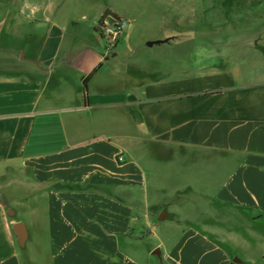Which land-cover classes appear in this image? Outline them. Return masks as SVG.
Listing matches in <instances>:
<instances>
[{
    "label": "crops",
    "instance_id": "crops-1",
    "mask_svg": "<svg viewBox=\"0 0 264 264\" xmlns=\"http://www.w3.org/2000/svg\"><path fill=\"white\" fill-rule=\"evenodd\" d=\"M49 3L31 6L25 19L40 21ZM45 35L30 53L20 47L25 70L0 72V264L264 260V73L236 65L239 42L223 40L203 65L183 58L161 70L139 67L127 81L132 54L122 61L119 43L63 51L67 32L53 25ZM149 40H162L146 44L154 47L181 37ZM166 177L177 185L159 199L153 187ZM190 199L204 203L191 207ZM166 219L179 235L170 248L150 249L155 222Z\"/></svg>",
    "mask_w": 264,
    "mask_h": 264
},
{
    "label": "rangeland",
    "instance_id": "rangeland-1",
    "mask_svg": "<svg viewBox=\"0 0 264 264\" xmlns=\"http://www.w3.org/2000/svg\"><path fill=\"white\" fill-rule=\"evenodd\" d=\"M191 1L188 2L189 4L184 3L178 8L176 5H172L173 13L168 17L165 15L164 0H0V72L25 70L22 62L24 59H21L23 54L21 48L28 49V53H30L29 46L32 45L33 47V44L45 38L47 29L55 25L67 32L68 38L64 41L63 51L69 46L82 44L91 45V47L102 46L103 52L107 47L111 48L110 51H112L119 43L122 61L132 54L128 61L130 65L126 66L127 81L135 78L139 67L149 68L152 71L161 70L162 67L176 64L183 58H185L183 65L186 62L189 63L187 65L208 63L210 51L217 53L226 48L222 43L223 40H226L224 44L234 40L239 42V48L238 45L234 46L238 51L236 65L243 72L253 74V76L264 73V4L252 9L254 13H257V16L246 26L236 29L239 31L238 35L235 34L232 38L221 36L219 40H216L208 37H186L195 32V30H185L184 28L189 27L182 21L195 10L191 8ZM48 2H50L49 6L37 15H43L44 18L40 21L25 19L30 13L31 6L40 7ZM107 9H118L124 12V16L131 18L129 22L128 17H122L123 20L127 21L128 26L125 28L121 40H118L113 47L101 32L105 22L101 24L97 22L98 16L101 13L104 15ZM53 10L56 11V14L53 13ZM84 15L86 18H83ZM46 16H50L49 22H46ZM177 16L181 20L177 21ZM200 31L216 30L201 29L196 32ZM169 35L181 37V41L172 44L164 43L154 47H147L146 45L152 37L163 39ZM248 42L257 48L247 49L245 43ZM74 80L75 78L71 76L68 83L71 84ZM2 182L4 183V181ZM161 183L164 186L156 185L153 187V191H156L155 194L159 196V199L165 191L171 193L173 186L177 185L175 180L167 177ZM195 202L199 203L198 205L204 203L200 199L191 200V207L192 203ZM176 208L170 207V211L175 213ZM155 224L151 230L153 235L146 239L150 244V249L164 242L166 247L170 248L180 233L176 221L166 219L160 222L156 221ZM162 252L164 253V249ZM256 252L258 251L256 250ZM257 264H264V260L257 259Z\"/></svg>",
    "mask_w": 264,
    "mask_h": 264
},
{
    "label": "trees",
    "instance_id": "trees-1",
    "mask_svg": "<svg viewBox=\"0 0 264 264\" xmlns=\"http://www.w3.org/2000/svg\"><path fill=\"white\" fill-rule=\"evenodd\" d=\"M190 1L164 0L165 15L171 16V13H173L172 5H176L178 8L184 3L189 4ZM191 2V8L195 10L182 21L188 24L189 28H184L185 30H195V32L201 29L219 31L227 27L242 28L257 16V13H254L252 9L264 4V0H195ZM107 16H112L114 20L122 19L118 14L107 9L100 20V24ZM176 19H178L177 21L181 20L179 16ZM177 27L179 28L178 25ZM96 29L99 30V28ZM88 79L89 76L83 81L85 90H87L86 82Z\"/></svg>",
    "mask_w": 264,
    "mask_h": 264
},
{
    "label": "built area",
    "instance_id": "built-area-1",
    "mask_svg": "<svg viewBox=\"0 0 264 264\" xmlns=\"http://www.w3.org/2000/svg\"><path fill=\"white\" fill-rule=\"evenodd\" d=\"M128 26L126 20H114L113 23H105L101 28L102 35L108 40L111 47L120 40L125 28Z\"/></svg>",
    "mask_w": 264,
    "mask_h": 264
},
{
    "label": "water",
    "instance_id": "water-1",
    "mask_svg": "<svg viewBox=\"0 0 264 264\" xmlns=\"http://www.w3.org/2000/svg\"><path fill=\"white\" fill-rule=\"evenodd\" d=\"M157 43H160V41H155V42H153V41H149L147 44L148 45H154V44H157ZM79 52H76V53H73V54H69V59L68 60H70V59H72L74 56H76L77 54H78ZM21 59H26L25 58V53L23 52V54H22V58ZM33 63H35L36 65H38L37 64V62H35V61H32ZM164 218H160V220H163ZM23 225H24V223H22V222H20V223H18L17 225H15L14 226V230L16 231V233H17V237H18V241H19V243H20V245L21 246H23V245H25L26 244V241H27V234H26V232L24 231V230H17V229H22L23 228ZM155 254H159V250H156V252H155Z\"/></svg>",
    "mask_w": 264,
    "mask_h": 264
}]
</instances>
